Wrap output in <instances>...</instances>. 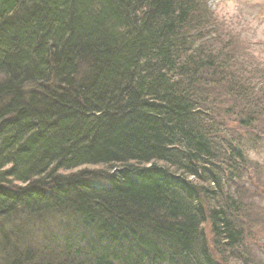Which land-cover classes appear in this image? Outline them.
<instances>
[{
    "label": "trees",
    "instance_id": "trees-1",
    "mask_svg": "<svg viewBox=\"0 0 264 264\" xmlns=\"http://www.w3.org/2000/svg\"><path fill=\"white\" fill-rule=\"evenodd\" d=\"M211 10L0 0V264H224L242 251L252 216L237 183L264 138V87L235 73L246 39Z\"/></svg>",
    "mask_w": 264,
    "mask_h": 264
},
{
    "label": "rangeland",
    "instance_id": "rangeland-1",
    "mask_svg": "<svg viewBox=\"0 0 264 264\" xmlns=\"http://www.w3.org/2000/svg\"><path fill=\"white\" fill-rule=\"evenodd\" d=\"M207 1L212 9L210 16L213 19H217L218 22L223 20V23L226 19L227 30H235L241 38L246 39V53L240 55L239 60L234 63L235 68L232 67L233 70L243 75L247 79L245 82L254 84L257 89L264 87V0ZM223 28L221 24V29ZM227 37L224 35L221 41L214 42L217 48L223 45ZM246 69L250 72L244 75ZM259 117L261 121L257 122V131L260 128L264 129V125H261L264 124V113ZM223 120L230 127H235L234 117L223 118ZM248 157L251 160L250 168L237 183L239 193L247 200L249 214L252 216L250 219H243L248 236L242 251L228 262L213 251L214 257L221 263L224 261V264H264V138L259 147L248 151ZM255 191L261 194L258 198L251 196V192ZM203 227L212 246L213 233L209 222H206Z\"/></svg>",
    "mask_w": 264,
    "mask_h": 264
}]
</instances>
